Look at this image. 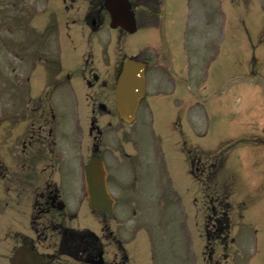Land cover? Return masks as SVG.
I'll return each mask as SVG.
<instances>
[{"label": "rangeland", "instance_id": "1", "mask_svg": "<svg viewBox=\"0 0 264 264\" xmlns=\"http://www.w3.org/2000/svg\"><path fill=\"white\" fill-rule=\"evenodd\" d=\"M86 1L76 0L65 10L66 14L62 12L60 0H48L47 12L42 11L41 0H25L18 6L14 0H0V110L9 109V97L16 91L13 68L26 60L21 53L27 42L21 36L22 27L32 46H48L52 53H67V63H73L82 52L94 63L116 68L123 56L139 55L148 39L144 31L127 34L110 28L106 24V15L103 28L92 34L80 24L81 20L71 23L74 14L84 15ZM163 1L167 14L176 20L174 28L179 56L186 17V29L195 21L198 29L205 25L202 29L214 40L206 50V79L202 86L195 88L199 93L193 97V130L189 132L183 128L182 135L189 138L188 144L194 151L208 150H203L207 152L201 156L205 164L217 160L211 158L212 154L209 156V150L214 154L221 151L223 161L215 162L218 165L213 167L214 174L205 181L198 179L196 170L191 179L178 175L180 160L184 161L179 150L180 134L169 131L171 112L168 109L161 112L166 115L165 121L156 112L159 105L156 101L154 131L143 125L135 139L136 149L124 142L122 135L112 137L111 134L107 145L102 141L99 150L90 153L83 146L81 163H86L90 155L104 153L110 173L108 178L120 177L124 196L129 198L123 205L130 204L139 209L127 216V210L118 199L113 217L105 216L114 229L119 225L117 221L122 222L117 216L124 212L127 222L123 227L119 226L115 234L118 239H125L129 264H207L217 256L219 259L226 257L220 264H264V0ZM35 11L42 12L34 13L30 18V13ZM20 15L27 17L22 27L21 21L16 19ZM48 26L49 33L41 36ZM15 50L19 53V61L14 59ZM30 52L29 49L28 58ZM153 55L146 47L142 49L141 58L147 56L151 59ZM177 93L186 94L180 84ZM152 134L156 140L160 136L162 146V157L156 155L155 159L148 153L149 147L158 146V142L151 138ZM121 148L127 153L118 151ZM115 155L122 158L117 161H121L119 171L117 168L114 171ZM142 156L150 160L149 166H142L139 162ZM17 172L23 175L19 181L23 180L27 167L21 171L17 168ZM169 182L171 189L174 185L177 188L180 200L168 196ZM119 189L117 182L111 192L116 199L119 198ZM203 190L209 197L204 196ZM20 191L14 188L11 193L5 192L0 184V264H9L8 257L21 239L33 242L44 252L53 251L52 244L58 240L54 229H33L16 224L26 221L24 214L15 207ZM222 195L227 198L223 207L219 200ZM160 196L163 197L161 201ZM189 197H192L191 203ZM208 203L210 211H207ZM219 208H223V214L227 215V224L217 238L212 222L221 216ZM80 215L69 220V224L96 229L94 223L83 220ZM124 216L120 217L123 219ZM111 254L108 248L105 259L109 260Z\"/></svg>", "mask_w": 264, "mask_h": 264}, {"label": "flooded vegetation", "instance_id": "2", "mask_svg": "<svg viewBox=\"0 0 264 264\" xmlns=\"http://www.w3.org/2000/svg\"><path fill=\"white\" fill-rule=\"evenodd\" d=\"M24 1L14 0V4L18 6ZM75 1L60 0L62 12L65 13ZM129 1L135 16L136 31H145L149 47L154 48L151 59L147 56L141 58V49L139 55H131L145 65V94L138 101L132 124L120 120L115 109L114 88L120 65L111 68L109 64H96L84 57L82 52L73 63H67V53H52L48 46L31 47L26 44L22 50L26 54L31 50L30 60L20 61L13 68L12 79L16 91L11 97L9 111L0 110V182L6 190L15 183L23 184V193L17 195L23 205L18 208L30 215L28 221L21 224L31 228L35 226L34 229H55L60 235L57 242L52 244V252L40 253L47 264H57L58 260L61 264H94L99 255L103 257L107 247L112 246L98 240L88 227H73V236L64 238L67 230H71L65 226V218L76 217L83 210L85 190L80 173L83 118L87 124V134L94 140L93 146L97 145L96 141L101 143L104 127H115L129 135L135 134L144 123H152L156 101L159 102L156 112L165 121L166 115H161V112L164 109L171 112L168 121L171 131L182 134L183 128L188 131L193 127V87L201 81L202 76L200 70H194L193 52L203 54L207 48L208 35L202 29L205 25L198 29L193 21L190 28L181 34L178 51L184 53V57H180L176 50L175 19L167 14L165 3L162 0ZM87 2L84 24L95 32L103 26L107 13L99 0ZM34 13L36 11L30 16ZM26 19L23 18L21 22ZM70 21L75 22L76 19L71 17ZM46 33H49V26L40 35L44 37ZM14 53L18 60L19 53L16 50ZM177 83L183 86L185 95L177 93ZM103 117L108 120H102ZM3 121L6 124L4 129ZM185 143L187 145V140ZM190 147L187 146L186 168L182 167L180 161L178 175H193ZM149 162L145 158L142 165L147 167ZM26 167L25 179L19 181L23 175L17 172V168L21 171ZM145 170L148 171L147 168ZM106 183L111 190L117 187V182L110 178ZM88 211L92 213L94 221L96 217L98 219L96 210ZM104 221L102 214L100 230H106L108 237L112 232ZM117 245L122 247L119 240ZM62 246L68 254L56 255L55 251ZM112 256L115 258L113 262L103 264H125L126 255L122 256L125 262L117 259V254Z\"/></svg>", "mask_w": 264, "mask_h": 264}, {"label": "water", "instance_id": "3", "mask_svg": "<svg viewBox=\"0 0 264 264\" xmlns=\"http://www.w3.org/2000/svg\"><path fill=\"white\" fill-rule=\"evenodd\" d=\"M104 5L111 16V26L132 30L133 18L127 0H105ZM143 65L126 60L118 77L116 87L117 108L121 116L131 119L137 98L143 94ZM104 170L100 159H92L85 165L88 200L91 207L111 213V199L104 186ZM11 264H44L29 248L20 246L10 259Z\"/></svg>", "mask_w": 264, "mask_h": 264}, {"label": "trees", "instance_id": "4", "mask_svg": "<svg viewBox=\"0 0 264 264\" xmlns=\"http://www.w3.org/2000/svg\"><path fill=\"white\" fill-rule=\"evenodd\" d=\"M223 209V208H222Z\"/></svg>", "mask_w": 264, "mask_h": 264}]
</instances>
